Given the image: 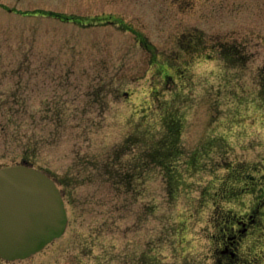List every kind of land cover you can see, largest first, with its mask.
Returning <instances> with one entry per match:
<instances>
[{
  "label": "rangeland",
  "instance_id": "rangeland-1",
  "mask_svg": "<svg viewBox=\"0 0 264 264\" xmlns=\"http://www.w3.org/2000/svg\"><path fill=\"white\" fill-rule=\"evenodd\" d=\"M24 163L68 215L33 264H222L238 220L264 264V0H0V168Z\"/></svg>",
  "mask_w": 264,
  "mask_h": 264
},
{
  "label": "water",
  "instance_id": "water-1",
  "mask_svg": "<svg viewBox=\"0 0 264 264\" xmlns=\"http://www.w3.org/2000/svg\"><path fill=\"white\" fill-rule=\"evenodd\" d=\"M32 188L33 214L35 213L33 240L30 237L29 216L21 213L19 220H13L16 215L14 214L7 220L5 215L7 211L10 215L14 208L28 211ZM35 221L39 227H35ZM67 224L68 215L63 193L55 180L28 163L0 168V255L5 258H18L26 257L32 251L34 254L61 237Z\"/></svg>",
  "mask_w": 264,
  "mask_h": 264
},
{
  "label": "flooded vegetation",
  "instance_id": "flooded-vegetation-1",
  "mask_svg": "<svg viewBox=\"0 0 264 264\" xmlns=\"http://www.w3.org/2000/svg\"><path fill=\"white\" fill-rule=\"evenodd\" d=\"M43 173L47 177H50L48 172L43 171ZM30 197H31V202H30V207H29L28 211L16 210L14 208V210H12L10 212V215H9V211H7L5 213V215L7 217L6 218L7 220L11 219V217L10 218H8V217L12 216L14 214H16V215L13 216V220H15L16 218H17V220H19L18 218H19V215H21V213L25 214L26 216H29V218H30V223H29L30 237H31V240H33V216L35 218V213L33 214V188L30 191ZM41 214H42V212H40V215ZM46 220H47V217H46ZM251 220H253V218ZM238 223L240 224V228L239 227L236 228V226L234 227V230H238V233L236 231H233L232 233H229L227 235V240H226L227 242L225 243L223 250L221 251L229 263L223 262L222 264H246V262L241 261L242 257L240 255V253L238 252L239 251L238 249L242 243L241 235L246 234V232L248 230V223L247 222L245 223L244 221H241V220H238L237 224ZM35 224H36V221H35ZM35 227H39V226L36 224ZM48 245H46V246H48ZM45 247L43 249H45ZM38 252H40V251H38ZM35 254L36 253L33 254V251H32V253H30L28 256L18 257V258H5L4 256L0 255V264H33V256ZM248 264H251V263L248 262Z\"/></svg>",
  "mask_w": 264,
  "mask_h": 264
},
{
  "label": "trees",
  "instance_id": "trees-1",
  "mask_svg": "<svg viewBox=\"0 0 264 264\" xmlns=\"http://www.w3.org/2000/svg\"><path fill=\"white\" fill-rule=\"evenodd\" d=\"M56 15H59V14H56ZM59 114V113H58ZM60 115V114H59ZM174 116H176L174 113H172V119H169V118H167V116L164 118L163 117V123H164V125L165 126H167L166 128V130L168 131L169 129H171L172 127H173V125H174V122L173 121H175L179 116H176L177 118H175ZM166 119V120H165ZM181 120V118L179 117L177 120H176V123H178L179 121ZM165 121V122H164ZM168 122V123H167ZM178 125H179V123H178ZM176 127V126H175ZM167 135H171V134H167ZM175 135V134H174ZM173 142H175V141H178V135L176 134L175 136H174V138H173ZM167 141V136H166V138H164L163 140H159V142L161 143V144H163V143H165ZM175 144V143H174ZM165 145L166 144H163V146H161V145H158L159 146V150H162L164 147H165ZM32 147V145H29V146H27V145H24V148H23V153H26V154H24V156H23V158L24 159H28V158H30V156H29V154H31V158H33V151L35 150V148H34V150H33V147ZM154 152V151H153ZM153 152H151V154H150V158L153 160V161H158V160H156L155 159V155H154V153ZM164 153H166V154H169V146H168V148H167V150H165V151H163ZM34 154H35V151H34ZM170 155V154H169Z\"/></svg>",
  "mask_w": 264,
  "mask_h": 264
}]
</instances>
